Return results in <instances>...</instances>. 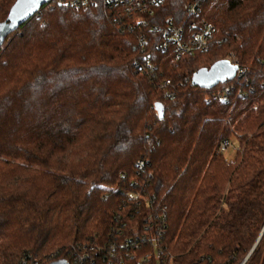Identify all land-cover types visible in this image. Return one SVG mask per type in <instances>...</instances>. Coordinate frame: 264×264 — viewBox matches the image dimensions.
<instances>
[{
  "label": "trees",
  "instance_id": "trees-1",
  "mask_svg": "<svg viewBox=\"0 0 264 264\" xmlns=\"http://www.w3.org/2000/svg\"><path fill=\"white\" fill-rule=\"evenodd\" d=\"M189 1L164 0L160 29L143 44L111 7L57 0L6 37L0 264L25 256L48 264L136 238L149 211L165 213L163 243L179 264L247 256L264 224V0H204L195 20L214 26L208 48L177 58L174 45H159L167 18L191 30ZM14 2L0 0V22ZM228 53L241 76L210 89L191 85L193 72ZM222 139L236 144L232 159L218 152ZM136 190L154 196L152 209L142 200L135 210L125 192ZM134 248L124 264H155L139 260L150 245ZM108 263L104 252L82 264ZM244 264H264V233Z\"/></svg>",
  "mask_w": 264,
  "mask_h": 264
},
{
  "label": "built area",
  "instance_id": "built-area-1",
  "mask_svg": "<svg viewBox=\"0 0 264 264\" xmlns=\"http://www.w3.org/2000/svg\"><path fill=\"white\" fill-rule=\"evenodd\" d=\"M66 6H81V8H88L104 4L111 7L112 14L117 16L126 17L129 26H135L138 34L141 36L139 42L143 44L145 42L144 35L146 32H156L160 29V25L156 23L155 17L157 8L164 0H57ZM204 0H192L189 1L185 6L186 16L192 20L189 22V32H185L182 25L174 24L169 18L166 19L163 29V40L159 45V48L164 51L166 46L174 45L177 58L183 55L191 56L197 50L205 51L208 48V44L213 37L214 26L206 21L201 20L197 22L195 20L201 11V3ZM123 18V22L126 21ZM231 63L236 64V60L233 56L228 58ZM238 66V65H237ZM243 68L238 66L236 76H241ZM235 76V77H236ZM187 81V80H186ZM171 84L169 79H165L162 82L161 87H166ZM226 98V95L224 96ZM259 107L258 103L253 104L252 108L257 110ZM228 120V119H227ZM233 129V127H232ZM235 145V146H234ZM230 147H235L236 144L233 139H222L217 147L218 152H223ZM143 160H138L136 163L137 173L142 169ZM124 176V174H122ZM127 199L135 203V210L140 209L142 202L144 201L145 207L152 209V203L154 196H148L145 190H136L134 192H125ZM143 200V201H142ZM161 216L164 218L165 213L159 216H155L152 212L147 213V217L144 218L141 228L135 230L136 238L125 237L120 243L115 240L109 243L105 248L100 245H96L87 250L86 248L81 249V255L76 253H69V259H66L69 264H82L85 260H94L100 254L105 252L108 257V264H124V259H131L137 255L136 249H141L145 245H150V251H143L139 255L141 262H148L151 259L155 260V264H179L176 261V254L169 251L166 245L163 243V235L165 233L164 227L161 223ZM119 215L116 219H119ZM124 226V225H123ZM118 236L123 235L121 228L117 229ZM138 240V241H137ZM132 247V248H131ZM92 253V254H91ZM58 254V251L49 254L46 257L51 259ZM65 259V258H64ZM81 261V262H80ZM19 264H41V261L34 257H22Z\"/></svg>",
  "mask_w": 264,
  "mask_h": 264
},
{
  "label": "water",
  "instance_id": "water-1",
  "mask_svg": "<svg viewBox=\"0 0 264 264\" xmlns=\"http://www.w3.org/2000/svg\"><path fill=\"white\" fill-rule=\"evenodd\" d=\"M50 0H39L38 4L28 3L27 0H15L11 8L9 9L8 15L5 20L0 22L2 31H0V46L4 43L6 37L13 31H15L21 24L32 17L41 6L49 2ZM31 8V11H27ZM27 12L26 15L24 13ZM238 70V66L230 62L229 59H220L212 63L209 67H202L192 73L190 83L192 86L200 88L210 89L218 83H223L227 80L235 78ZM161 115V114H160ZM264 233V224L262 230L252 246L251 250L241 262L247 260L253 249L256 247L260 238ZM48 264H69L66 259H58Z\"/></svg>",
  "mask_w": 264,
  "mask_h": 264
},
{
  "label": "rangeland",
  "instance_id": "rangeland-1",
  "mask_svg": "<svg viewBox=\"0 0 264 264\" xmlns=\"http://www.w3.org/2000/svg\"><path fill=\"white\" fill-rule=\"evenodd\" d=\"M231 55H230V53H228L227 54V56L225 57V58H223V59H228L229 57H230ZM209 67V66H208ZM192 76V75H191ZM191 80V79H190ZM253 109V108H252ZM254 110V109H253ZM256 111V110H255ZM235 146V145H234ZM236 151H237V149H236ZM235 147H230V148H228L227 150H224L222 153H223V155L225 156V158H227V159H232L233 157H234V155H235Z\"/></svg>",
  "mask_w": 264,
  "mask_h": 264
},
{
  "label": "snow or ice",
  "instance_id": "snow-or-ice-1",
  "mask_svg": "<svg viewBox=\"0 0 264 264\" xmlns=\"http://www.w3.org/2000/svg\"><path fill=\"white\" fill-rule=\"evenodd\" d=\"M28 3H31V4H38L39 3V0H27ZM27 11H31V8H29ZM27 12L24 13V15H26ZM2 26H0V31H2Z\"/></svg>",
  "mask_w": 264,
  "mask_h": 264
}]
</instances>
